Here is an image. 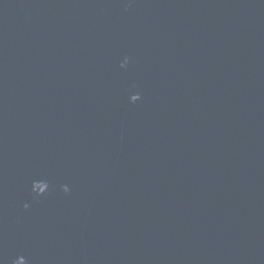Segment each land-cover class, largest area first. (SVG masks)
<instances>
[{
	"label": "water",
	"instance_id": "water-1",
	"mask_svg": "<svg viewBox=\"0 0 264 264\" xmlns=\"http://www.w3.org/2000/svg\"><path fill=\"white\" fill-rule=\"evenodd\" d=\"M0 264H264V0H0Z\"/></svg>",
	"mask_w": 264,
	"mask_h": 264
}]
</instances>
